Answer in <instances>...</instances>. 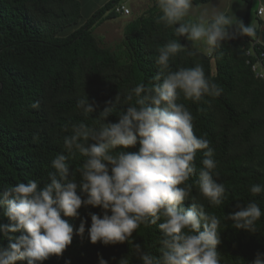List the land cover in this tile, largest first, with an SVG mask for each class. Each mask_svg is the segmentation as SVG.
Listing matches in <instances>:
<instances>
[{
  "label": "trees",
  "instance_id": "trees-1",
  "mask_svg": "<svg viewBox=\"0 0 264 264\" xmlns=\"http://www.w3.org/2000/svg\"><path fill=\"white\" fill-rule=\"evenodd\" d=\"M209 1L193 0V4ZM244 1L245 15L234 24L240 21L249 26L253 0ZM121 2L108 0L84 23L63 35L67 28L81 23V0H0V189L28 180H37L43 188L53 171L52 159L64 151L63 138L71 134V125L83 122L99 128L103 123L99 113L119 94L120 104L106 123L117 122L119 112L127 109L129 90L139 83L152 86V78L160 71L155 63L158 48L169 40H178L183 46L186 43L187 39L174 34V26L157 24L161 12L153 11L126 25L123 45L127 57L122 61L94 34L99 24L120 16L114 8ZM230 32L233 38L213 51L186 49L170 61L173 71L202 65L206 78L222 89L219 96H204L199 102L185 99L183 94L178 100L195 118L194 133L207 138L215 149L218 182L228 190L219 208L211 206L196 187L192 196L222 220L223 213L237 210V202L246 205L256 200L264 210V195L253 197L249 191L254 183L264 184V81L248 63L253 36L241 35L235 26ZM85 95L97 105L87 116L77 108V101ZM34 101L40 102L39 109L31 108ZM129 150L137 151L138 146ZM202 159L203 151L198 150V168ZM83 160L79 154L72 158L70 171L79 168ZM196 179L191 177L189 183ZM191 203L186 200L184 206ZM78 211L79 217L62 214L74 228L72 243L61 255L53 254L42 264H99L101 256L108 264H118L124 257L130 264H140L131 243L105 246L90 242L89 213L102 216L99 207L82 206ZM2 212L0 209V223L10 224ZM81 219L87 221L83 236L76 234ZM223 223L217 247L221 264H250L258 252L264 253V216L257 221L255 233L237 230L229 220ZM19 235L0 234V246L8 247L15 242L9 237ZM158 237L155 226H141L133 233V243L158 255Z\"/></svg>",
  "mask_w": 264,
  "mask_h": 264
},
{
  "label": "clouds",
  "instance_id": "clouds-1",
  "mask_svg": "<svg viewBox=\"0 0 264 264\" xmlns=\"http://www.w3.org/2000/svg\"><path fill=\"white\" fill-rule=\"evenodd\" d=\"M156 4L161 12L156 23L174 26V34L191 41L196 52L201 50L198 44L213 51L232 39L233 26L241 35H254L252 26L240 21L234 24L225 11L188 18L193 0H156ZM184 50L178 40H169L158 48L155 63L160 71L152 78V86L139 83L129 90L127 109L119 112L117 122L106 123L120 104L119 94L99 113L103 121L99 128L83 122L72 124L71 134L63 138L64 151L52 159L53 171L48 173L43 188L37 180H28L0 189V209L10 221L8 225L0 223V234L21 233L9 237L15 242L8 247L0 246V264H42L53 254L61 255L74 234L62 214L79 217L82 206L99 207L103 212L102 216L89 213L90 242L105 246L131 243L140 264H221L217 247L225 227L223 221H231L237 230L257 232L256 223L264 210L256 200L246 205L237 202V210L223 213L222 220L192 196L196 187L211 206L219 208L228 190L218 182V162L211 142L194 133L192 112L178 103L181 94L199 102L204 96H219L222 89L206 78L200 64L170 69V61ZM30 106L39 109L40 102ZM77 108L87 116L96 111L97 105L85 95L77 101ZM137 146V151L129 150ZM198 150L203 151L199 168ZM77 154L84 160L70 171V161ZM193 176L197 179L189 183ZM249 191L253 197L262 196L264 184L254 183ZM186 200L192 201L188 207L184 206ZM86 223L81 219L77 235H84ZM141 226L159 230L158 255L133 243V233ZM98 260L99 264H108L102 256ZM118 264H130V260L124 257ZM250 264H264V253L258 252Z\"/></svg>",
  "mask_w": 264,
  "mask_h": 264
},
{
  "label": "rangeland",
  "instance_id": "rangeland-1",
  "mask_svg": "<svg viewBox=\"0 0 264 264\" xmlns=\"http://www.w3.org/2000/svg\"><path fill=\"white\" fill-rule=\"evenodd\" d=\"M126 2L129 8L131 9V14L129 15H120L117 18H110L105 20L101 24H99L95 30L94 34L98 37L100 42L103 45L109 46L119 57L122 61L126 60V49L123 45V39L125 37V29L128 22L132 21L133 19L137 18L140 15H147L153 11H160L156 0H123ZM259 1L253 0V9L251 11L250 16V25L254 29L263 30L261 25H259L258 20L256 19V10L258 8ZM247 4L244 0H210L207 3L201 4H193V8L191 10L190 19H196L199 15L203 13H211L214 10L225 11L228 15L233 17V23L240 19L247 10ZM91 7L86 6L84 3V9L82 11L83 18L81 23L75 25L74 27L67 28L63 33L68 34L69 32L73 31L77 26H80L84 23L89 16L92 15L90 12ZM264 19V16L261 20ZM264 26V25H263ZM186 49L196 51V48L192 47L191 41H186L184 44ZM200 51L209 52L204 49V46L198 44Z\"/></svg>",
  "mask_w": 264,
  "mask_h": 264
},
{
  "label": "built area",
  "instance_id": "built-area-1",
  "mask_svg": "<svg viewBox=\"0 0 264 264\" xmlns=\"http://www.w3.org/2000/svg\"><path fill=\"white\" fill-rule=\"evenodd\" d=\"M259 6L256 10L257 16L264 14V0H258ZM115 12L119 15L131 14V9L125 3H119L114 8ZM251 41V47L247 51L249 56L248 63L251 64L255 75L264 81V42L259 38L257 30L254 29V35Z\"/></svg>",
  "mask_w": 264,
  "mask_h": 264
},
{
  "label": "crops",
  "instance_id": "crops-1",
  "mask_svg": "<svg viewBox=\"0 0 264 264\" xmlns=\"http://www.w3.org/2000/svg\"><path fill=\"white\" fill-rule=\"evenodd\" d=\"M81 1L83 3V9H84V3H86V6L91 7L90 12L92 13L96 9L101 7L103 4H105L108 0H81ZM263 16H264V14L260 17L257 16V14H256V19L258 20L259 25H261L260 28L262 27L263 30H258V29H255V30H257V34H258L259 38L264 42V26H263L264 25V19L261 20V18Z\"/></svg>",
  "mask_w": 264,
  "mask_h": 264
}]
</instances>
